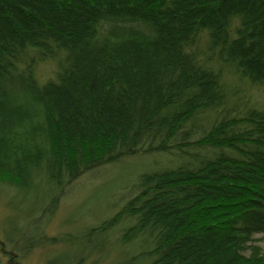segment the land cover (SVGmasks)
<instances>
[{
    "label": "trees",
    "instance_id": "1",
    "mask_svg": "<svg viewBox=\"0 0 264 264\" xmlns=\"http://www.w3.org/2000/svg\"><path fill=\"white\" fill-rule=\"evenodd\" d=\"M158 152L181 161L46 233L75 180ZM2 191L27 216L19 253L67 248L48 264H85L100 237L112 264H264V0H0Z\"/></svg>",
    "mask_w": 264,
    "mask_h": 264
},
{
    "label": "rangeland",
    "instance_id": "2",
    "mask_svg": "<svg viewBox=\"0 0 264 264\" xmlns=\"http://www.w3.org/2000/svg\"><path fill=\"white\" fill-rule=\"evenodd\" d=\"M48 68L49 66L44 68L43 72L47 73ZM177 158L159 152L140 154L125 157L85 173L66 190L55 214L47 223L46 233L49 236L61 235L70 231L76 233L80 229L101 222L117 212L122 204L134 195V185L142 172L165 166H175L181 161L180 158ZM16 196L14 191L0 192V243L6 242L5 250L14 252L15 259L19 264H48L52 254L58 251H60L59 254H63L67 248L63 244H58L36 247L24 254L18 252L14 247V240L18 238L13 230L16 228V223L21 225L22 222H26L27 216L12 207H18ZM256 238L257 243L264 245V234H258ZM96 242L100 247L91 253L97 261L92 257L88 258L85 264H112L114 260L119 263L125 259L121 256L117 258L114 251H110L107 238L100 237ZM99 252L101 253L99 254ZM57 263L61 264L62 262L59 259ZM0 264H10L8 257L2 253L1 245Z\"/></svg>",
    "mask_w": 264,
    "mask_h": 264
}]
</instances>
